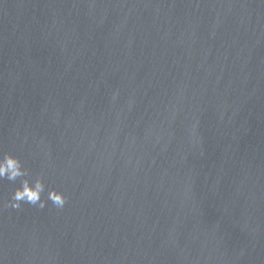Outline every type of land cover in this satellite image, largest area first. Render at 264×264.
Instances as JSON below:
<instances>
[{
  "label": "water",
  "instance_id": "obj_1",
  "mask_svg": "<svg viewBox=\"0 0 264 264\" xmlns=\"http://www.w3.org/2000/svg\"><path fill=\"white\" fill-rule=\"evenodd\" d=\"M0 151V264H264V0H0Z\"/></svg>",
  "mask_w": 264,
  "mask_h": 264
},
{
  "label": "clouds",
  "instance_id": "obj_2",
  "mask_svg": "<svg viewBox=\"0 0 264 264\" xmlns=\"http://www.w3.org/2000/svg\"><path fill=\"white\" fill-rule=\"evenodd\" d=\"M117 95L118 93L113 95L114 101ZM5 180L17 186L4 202V208L19 210L22 206L29 205L43 209L51 202L57 209H63L67 203L66 194L58 188L47 186L43 174L33 176L19 156L0 151V181Z\"/></svg>",
  "mask_w": 264,
  "mask_h": 264
}]
</instances>
